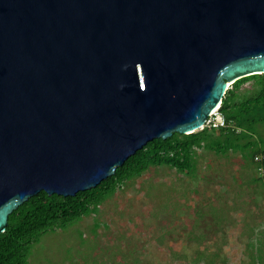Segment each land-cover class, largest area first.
<instances>
[{
  "label": "water",
  "instance_id": "obj_1",
  "mask_svg": "<svg viewBox=\"0 0 264 264\" xmlns=\"http://www.w3.org/2000/svg\"><path fill=\"white\" fill-rule=\"evenodd\" d=\"M264 73V0H0V232L95 186ZM229 82V83H227Z\"/></svg>",
  "mask_w": 264,
  "mask_h": 264
},
{
  "label": "rangeland",
  "instance_id": "obj_2",
  "mask_svg": "<svg viewBox=\"0 0 264 264\" xmlns=\"http://www.w3.org/2000/svg\"><path fill=\"white\" fill-rule=\"evenodd\" d=\"M26 264H264V177L239 150L199 148L190 174L152 165L87 215L40 235Z\"/></svg>",
  "mask_w": 264,
  "mask_h": 264
},
{
  "label": "trees",
  "instance_id": "obj_3",
  "mask_svg": "<svg viewBox=\"0 0 264 264\" xmlns=\"http://www.w3.org/2000/svg\"><path fill=\"white\" fill-rule=\"evenodd\" d=\"M250 81L254 84L253 90L238 95V89ZM218 110L225 120L224 126L205 125L190 133L174 131L166 138H153L93 187L66 196L47 194L44 190L31 195L7 216L6 225L0 232V264H26L30 247L40 235L87 215L125 181L140 176L152 165L194 173L199 148L222 154L229 150L248 152L252 162L254 153L264 151V145L253 146L252 139L254 133L261 135L259 127L264 128V73L234 80L225 90ZM257 257L262 261L261 255Z\"/></svg>",
  "mask_w": 264,
  "mask_h": 264
},
{
  "label": "built area",
  "instance_id": "obj_4",
  "mask_svg": "<svg viewBox=\"0 0 264 264\" xmlns=\"http://www.w3.org/2000/svg\"><path fill=\"white\" fill-rule=\"evenodd\" d=\"M205 125H210L211 127H219L225 125V120L218 108L211 109L208 113L204 124L201 125L202 128ZM252 162L254 164L255 173L258 177L264 176V151L256 152L252 155Z\"/></svg>",
  "mask_w": 264,
  "mask_h": 264
},
{
  "label": "bare ground",
  "instance_id": "obj_5",
  "mask_svg": "<svg viewBox=\"0 0 264 264\" xmlns=\"http://www.w3.org/2000/svg\"><path fill=\"white\" fill-rule=\"evenodd\" d=\"M227 83H229V82H227ZM218 106H219V103H217L216 106H214L212 109H216V108H218Z\"/></svg>",
  "mask_w": 264,
  "mask_h": 264
},
{
  "label": "clouds",
  "instance_id": "obj_6",
  "mask_svg": "<svg viewBox=\"0 0 264 264\" xmlns=\"http://www.w3.org/2000/svg\"><path fill=\"white\" fill-rule=\"evenodd\" d=\"M218 103H220V102H218Z\"/></svg>",
  "mask_w": 264,
  "mask_h": 264
}]
</instances>
